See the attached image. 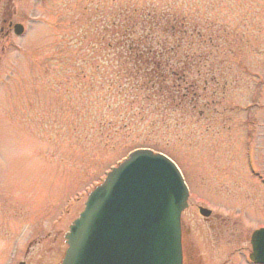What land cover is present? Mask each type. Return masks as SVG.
Here are the masks:
<instances>
[{
	"label": "rangeland",
	"instance_id": "1",
	"mask_svg": "<svg viewBox=\"0 0 264 264\" xmlns=\"http://www.w3.org/2000/svg\"><path fill=\"white\" fill-rule=\"evenodd\" d=\"M11 1L25 31L0 44V264H59L87 192L149 146L190 188L186 264H250L264 226V0ZM152 5L189 21L178 72L196 84L158 111L121 99L103 78L113 57L93 47L107 17Z\"/></svg>",
	"mask_w": 264,
	"mask_h": 264
},
{
	"label": "water",
	"instance_id": "2",
	"mask_svg": "<svg viewBox=\"0 0 264 264\" xmlns=\"http://www.w3.org/2000/svg\"><path fill=\"white\" fill-rule=\"evenodd\" d=\"M188 195L173 160L134 150L89 193L65 235L61 264H183L181 214ZM252 245L251 259L264 263V228L253 234Z\"/></svg>",
	"mask_w": 264,
	"mask_h": 264
},
{
	"label": "trees",
	"instance_id": "3",
	"mask_svg": "<svg viewBox=\"0 0 264 264\" xmlns=\"http://www.w3.org/2000/svg\"><path fill=\"white\" fill-rule=\"evenodd\" d=\"M171 8L172 5L158 11L152 5L151 9H119L116 15L104 20L105 33L93 45L106 57H113L108 64L116 68L115 71L103 74L108 86L112 88L121 81L116 90L121 99L130 97L133 103L150 102L154 111L161 109L166 101L175 107L192 91L189 87H196L187 81V75L178 72L181 69L178 57L182 55L185 38L181 34L188 33L189 21ZM185 58L188 63L193 60L188 54ZM95 68L107 72L102 65ZM141 109L142 105L139 111ZM149 147L161 151L157 146Z\"/></svg>",
	"mask_w": 264,
	"mask_h": 264
},
{
	"label": "flooded vegetation",
	"instance_id": "4",
	"mask_svg": "<svg viewBox=\"0 0 264 264\" xmlns=\"http://www.w3.org/2000/svg\"><path fill=\"white\" fill-rule=\"evenodd\" d=\"M9 2L5 1L4 5H1V0H0V44H1V40H2V35L3 36H9L11 34H15V25L17 23H13L11 19V12H10V6H11V0H8ZM6 47L5 45L3 46V50H5ZM211 218V216L209 217ZM208 218V219H209ZM185 247V245H184ZM184 254H185V258L186 257V249L184 248ZM189 258H193L192 254H189Z\"/></svg>",
	"mask_w": 264,
	"mask_h": 264
}]
</instances>
